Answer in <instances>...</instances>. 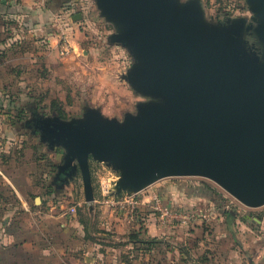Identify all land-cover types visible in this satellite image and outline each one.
<instances>
[{
    "label": "rangeland",
    "instance_id": "1",
    "mask_svg": "<svg viewBox=\"0 0 264 264\" xmlns=\"http://www.w3.org/2000/svg\"><path fill=\"white\" fill-rule=\"evenodd\" d=\"M198 1L212 25H221L218 20L227 13L233 19L254 15L248 0ZM4 4L0 264H218L210 254L226 245L223 229L230 231L228 245L233 247L237 246L233 230L246 242L253 237L243 231L245 227L264 234V223L256 221L264 217V205L249 207L202 176H169L146 187L176 206L207 215L190 225L162 224L146 204L131 212L128 206L108 203L102 182L114 179V187L119 172L92 157L91 210L80 171L67 184L59 179L66 149L42 138L37 127L41 119L82 118L89 106L124 121L127 114L138 113L139 103L156 98L136 91L125 78L136 58L127 46L111 40L119 26L103 14L97 0ZM78 13L83 17L75 20ZM224 209L235 214L227 216ZM247 262L244 255L236 259V264Z\"/></svg>",
    "mask_w": 264,
    "mask_h": 264
},
{
    "label": "water",
    "instance_id": "2",
    "mask_svg": "<svg viewBox=\"0 0 264 264\" xmlns=\"http://www.w3.org/2000/svg\"><path fill=\"white\" fill-rule=\"evenodd\" d=\"M97 1L119 26L111 40L136 58L125 78L156 100L139 103L124 121L89 106L82 118L41 119L42 138L66 149L64 180L80 171L91 210V157L119 172L116 194L202 176L249 207L264 205V51L248 50L245 28L235 27L244 19L212 25L198 0ZM248 2L264 44V0Z\"/></svg>",
    "mask_w": 264,
    "mask_h": 264
},
{
    "label": "built area",
    "instance_id": "3",
    "mask_svg": "<svg viewBox=\"0 0 264 264\" xmlns=\"http://www.w3.org/2000/svg\"><path fill=\"white\" fill-rule=\"evenodd\" d=\"M38 1V0H37ZM114 179L102 182V192L106 202L119 205L122 208L130 207L131 212L140 205H149L158 215L162 224L180 223L182 225H190L197 219L207 217L206 214H200L187 208L176 206L172 200H168L156 189H143L135 193L116 194L114 191Z\"/></svg>",
    "mask_w": 264,
    "mask_h": 264
},
{
    "label": "crops",
    "instance_id": "4",
    "mask_svg": "<svg viewBox=\"0 0 264 264\" xmlns=\"http://www.w3.org/2000/svg\"><path fill=\"white\" fill-rule=\"evenodd\" d=\"M5 0H0V12L4 11V8H7V6L4 4ZM15 1V0H11ZM65 184H67L66 181H64ZM64 215V214H62ZM256 221L259 225L264 223V217L257 218ZM231 223V221H230ZM244 228V226H243ZM246 228V227H245ZM244 228L243 231L247 232V234L250 237H253L249 240V242L242 241L237 233H234L233 235L237 239V246L233 247L229 246V237L230 231L223 229L222 233L225 235V246H220L219 248H214L216 250V253L210 254L215 257V260L218 262V264H236V259L240 258L241 255H244L247 257L248 262L247 264H264V234H256L253 230H247ZM259 233L262 231L257 229ZM232 238V235L230 236ZM238 256V257H237ZM242 261V260H241ZM242 263V262H239Z\"/></svg>",
    "mask_w": 264,
    "mask_h": 264
},
{
    "label": "flooded vegetation",
    "instance_id": "5",
    "mask_svg": "<svg viewBox=\"0 0 264 264\" xmlns=\"http://www.w3.org/2000/svg\"><path fill=\"white\" fill-rule=\"evenodd\" d=\"M242 19H244V21L237 22L236 23L237 26L235 27L241 26L245 28V35L243 36V40L248 50L250 51V53L257 52L258 54L262 55V52L264 51V44L255 36V34H253L255 33L254 26L256 24V22L253 21V16L251 17V19H246V18H242ZM235 20L236 19H233L232 13H227V15L223 19L218 20V23H220L221 25H229V24H232L233 21ZM250 27H253V28H250ZM59 179L62 181H65L64 180L65 173H60Z\"/></svg>",
    "mask_w": 264,
    "mask_h": 264
},
{
    "label": "trees",
    "instance_id": "6",
    "mask_svg": "<svg viewBox=\"0 0 264 264\" xmlns=\"http://www.w3.org/2000/svg\"><path fill=\"white\" fill-rule=\"evenodd\" d=\"M223 212L227 215V216H233L235 214V212L233 210H226L224 209Z\"/></svg>",
    "mask_w": 264,
    "mask_h": 264
}]
</instances>
